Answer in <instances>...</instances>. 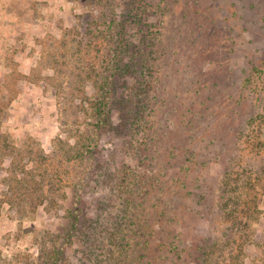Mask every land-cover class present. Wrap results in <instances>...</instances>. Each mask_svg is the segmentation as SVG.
Wrapping results in <instances>:
<instances>
[{"label": "rangeland", "instance_id": "374dc122", "mask_svg": "<svg viewBox=\"0 0 264 264\" xmlns=\"http://www.w3.org/2000/svg\"><path fill=\"white\" fill-rule=\"evenodd\" d=\"M123 171L160 264H264V0H0V264H114Z\"/></svg>", "mask_w": 264, "mask_h": 264}, {"label": "trees", "instance_id": "16d2710c", "mask_svg": "<svg viewBox=\"0 0 264 264\" xmlns=\"http://www.w3.org/2000/svg\"><path fill=\"white\" fill-rule=\"evenodd\" d=\"M130 45V46H129ZM135 43H127L125 46H127L130 50L131 48L135 51L134 55L131 53L130 55L132 56L128 62L125 65H121L119 67V71L116 73L113 72L110 74V76H105L100 80V83H98V86L100 88V98L96 102V111L95 115L97 117V123L96 127L102 128L105 127V125H108V122H110V119L112 118V114H110V109H111V100L106 97V94L109 91L110 94H112L113 88L116 87L118 88L119 86V78L120 74H126L128 71L132 74V72H140L142 75L147 73L148 70H146V67H149L151 64V60H156L159 57V54L157 55V52H155V49H147L148 45L150 46V42L146 40L144 45L142 47H136ZM131 47V48H130ZM137 49V51H136ZM141 51V52H140ZM143 51V52H142ZM145 53L146 55H143ZM157 55V56H156ZM138 57V58H137ZM151 59V60H150ZM146 60V61H145ZM152 66V65H151ZM141 86H138L137 90H140ZM141 105V104H140ZM133 106V105H131ZM139 106V104H137ZM134 107H136V103L134 102ZM143 119H140V121ZM138 126H142V121L141 123L137 124ZM84 149L89 150L91 154H93V143L83 145ZM85 151L80 152V157L82 160L85 158ZM126 171H123L122 177L118 179V187L119 190L122 191V196L126 199V203L128 204L129 207L132 209L135 208L137 209L136 212L141 213V215H136V212L133 213V219L138 220V226L137 228L131 229V236H127V234H124L125 232V227H122L121 225L118 226L117 229L111 232V235L109 236L110 239V244H111V253H109L111 260H113L114 264H160L161 263V256L160 253H158L160 250L159 248L154 247V243L152 244L151 241H148L146 239L147 234H151L147 231L148 228H152L151 225L149 226L150 223L147 222H139L142 221L141 217L144 218L145 214V209L143 206V203L139 201L138 199H134L133 196L128 197V191H131L130 189V176L126 173ZM144 176H148L144 175ZM160 176H158L157 181H160ZM148 181H152L153 178L147 177ZM129 188V189H128ZM132 188V186H131ZM135 188V187H134ZM136 206V207H135ZM141 216V217H140ZM148 218V216H147ZM132 222V219H131ZM72 223L74 231H81L82 234L87 235L88 239H91L92 232L96 230L95 223L93 222H88L86 220L80 219L76 213L72 214L70 225ZM128 223V220H126V215L122 219L121 224L126 225ZM141 223V224H140ZM137 224V223H136ZM135 227V226H134ZM128 228V227H127ZM124 229V230H121ZM130 229V228H129ZM71 231V228H70ZM138 237L139 239H136ZM180 236H178L179 238ZM208 239V238H207ZM94 241L96 240L95 238L93 239ZM206 240V239H204ZM209 243L207 242L206 245H202L200 247V250H203L206 248L207 251H211L208 246ZM103 247V246H102ZM162 248V247H161ZM175 248H177L175 244ZM107 253V254H108ZM203 254H205V251H203ZM61 257L59 258V251L56 249V251L53 253L47 264H61Z\"/></svg>", "mask_w": 264, "mask_h": 264}]
</instances>
